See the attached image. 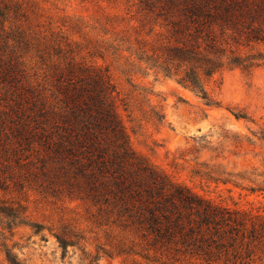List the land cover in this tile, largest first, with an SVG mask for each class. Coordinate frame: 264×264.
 <instances>
[{
	"label": "trees",
	"instance_id": "16d2710c",
	"mask_svg": "<svg viewBox=\"0 0 264 264\" xmlns=\"http://www.w3.org/2000/svg\"><path fill=\"white\" fill-rule=\"evenodd\" d=\"M137 4L162 29L157 40L137 41L139 61L207 104H216L208 79L227 65L252 67L242 50L264 43V0ZM8 12L0 1V20ZM16 37L13 46L29 53L33 43ZM62 39L38 45L37 67L16 49L0 55V191L31 188L85 206V226L64 223L54 236L63 256L77 247L87 264H264V214L205 198L138 155L117 113L109 68L76 60ZM95 52L105 56L102 47ZM26 211L0 198L10 264L22 262L6 232L25 224Z\"/></svg>",
	"mask_w": 264,
	"mask_h": 264
},
{
	"label": "rangeland",
	"instance_id": "374dc122",
	"mask_svg": "<svg viewBox=\"0 0 264 264\" xmlns=\"http://www.w3.org/2000/svg\"><path fill=\"white\" fill-rule=\"evenodd\" d=\"M0 1L9 11L0 20V55L16 49L29 68L37 67L38 45L62 36L61 45L72 49L76 60L109 68L118 90L117 113L138 155L205 198L264 214V43L243 48L252 67L227 65L208 79V92L218 104L212 105L176 77L139 61L137 41L157 40L162 29L137 0ZM16 35L33 43L29 53L13 46ZM99 47L103 58L95 52ZM0 198L26 206L25 224L6 232L22 264H87L77 247L63 256L54 236L64 223L85 226L79 201L31 188L0 191ZM35 224L43 229L36 232ZM2 242L0 264H10Z\"/></svg>",
	"mask_w": 264,
	"mask_h": 264
}]
</instances>
